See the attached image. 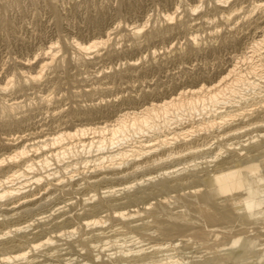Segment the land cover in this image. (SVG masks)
I'll return each instance as SVG.
<instances>
[{"label": "rangeland", "instance_id": "1", "mask_svg": "<svg viewBox=\"0 0 264 264\" xmlns=\"http://www.w3.org/2000/svg\"><path fill=\"white\" fill-rule=\"evenodd\" d=\"M263 38L264 0H0V191L5 184L19 189L0 199V263L26 250L30 260L8 264H193L209 257L216 261L237 245L255 253L254 260H264L262 237V243L244 244L245 249L236 237L221 240L215 231L200 239L194 230L164 235L154 227L163 217L158 206L185 212L181 194L204 192L210 181L204 179L222 169L236 184L264 179ZM241 74L248 79L237 84L242 95L232 102L200 106L192 117L180 111L184 120L166 127L161 121L144 135L133 133L122 146L107 142L100 148L99 141L111 134L99 130L112 128L126 113L183 94L191 99V90L218 85L223 77L236 82ZM225 113L232 117L222 118ZM77 130L86 134L68 136ZM163 141L177 145L162 149ZM180 142H198L204 150H186L156 165L144 162L178 149ZM144 143L159 151L137 160L131 156L128 164L110 161L121 147ZM247 154H257L258 163L245 164L257 170L235 177L246 166L231 161ZM164 179L173 182L168 190L156 187ZM127 186L132 188L125 191ZM258 188L264 194V187ZM132 194L142 198L130 203ZM101 201L106 204L92 212ZM117 210L126 219L115 218ZM151 210L155 215L148 214ZM94 216L103 217V224L83 226ZM49 237L50 245L30 250L32 242ZM137 246L163 249L144 262L136 263L130 254L121 259L123 251ZM229 259L223 264H239Z\"/></svg>", "mask_w": 264, "mask_h": 264}, {"label": "bare ground", "instance_id": "2", "mask_svg": "<svg viewBox=\"0 0 264 264\" xmlns=\"http://www.w3.org/2000/svg\"><path fill=\"white\" fill-rule=\"evenodd\" d=\"M221 1V0H220ZM264 41V38L262 39ZM259 42V41H258ZM73 44V42H71ZM77 44V42H75ZM103 43V41H102ZM96 44V43H95ZM94 44V45H95ZM99 43H97V46ZM257 44V42H256ZM264 44V43H262ZM79 47L82 49H85L86 51L88 49H90L91 47H85L82 46L81 44H79ZM90 45V44H89ZM260 45V44H259ZM95 47V46H93ZM92 47V48H93ZM254 48V47H253ZM79 49V48H77ZM251 50V49H250ZM84 51V50H83ZM82 51V52H83ZM52 53V52H51ZM87 53V52H85ZM255 53V52H254ZM243 55V54H242ZM252 56V55H251ZM247 57V56H246ZM253 57V56H252ZM250 58V57H247ZM53 59V58H50ZM252 59V58H251ZM254 60V59H253ZM256 60V59H255ZM52 60H50L51 62ZM47 62V61H46ZM49 62V64H50ZM48 63V62H47ZM48 65V64H47ZM43 66V65H42ZM46 66V63H45ZM261 66V65H260ZM255 67V66H254ZM257 67V66H256ZM245 68V67H244ZM252 69V68H251ZM231 72V71H230ZM234 72V71H233ZM240 72V71H239ZM242 73V72H240ZM256 73V72H255ZM245 74V73H244ZM244 74H241L237 77V81L236 82H232L229 83L226 82V77H223V80L218 84V85H214L213 87H202L200 89H193L191 90V95L192 98L191 99H187L185 97V95L183 94L180 98H172L170 100H166L163 101L160 104H152V106L145 108L143 111L141 112H128L126 113L122 118L120 117V119L117 121V123H115L114 125H112V128L108 129L106 127L101 128L99 131H101V133H104L105 131H110L111 137L107 138V137H103L99 142H100V148H103L105 143L107 142H111L113 145H117V146H122L123 144L127 143L128 140H130V138L134 137L133 133L135 134H143V133H147L148 131H150L151 129H156L159 127V122H163L164 126H168L173 120H179L182 119V117H184V115L188 116V117H192L193 115L200 113L202 109H200V106L203 105H207V104H211L213 105V107L217 106L218 104L224 102V103H230L232 102L231 98L238 94L242 95V88L239 89L238 85L241 84H246V80L247 79L245 77H243ZM25 75V74H24ZM31 75V74H30ZM235 75V74H234ZM263 75V74H262ZM28 76V75H27ZM26 77V76H25ZM30 77V76H29ZM38 77V76H37ZM35 75H31L32 79H36L37 78ZM235 78V77H234ZM30 79V78H29ZM31 79V80H32ZM12 80V79H11ZM263 80V79H262ZM251 81V80H250ZM222 83V85H221ZM227 83V84H226ZM238 84V85H237ZM249 87H255L257 84L255 82H248ZM240 86V85H239ZM244 87V86H242ZM257 87V86H256ZM246 90V89H245ZM248 90V89H247ZM261 92V91H260ZM203 93H205V95H202ZM256 93V92H255ZM182 94V93H181ZM230 95V96H228ZM261 95V94H260ZM244 96V95H243ZM189 97V96H188ZM229 97V98H227ZM245 97V96H244ZM264 97V96H263ZM185 98V99H184ZM251 99V98H250ZM224 100V101H223ZM239 100V99H237ZM241 100V99H240ZM255 100V99H254ZM235 101V100H234ZM243 101V100H242ZM246 102V101H245ZM259 102V101H258ZM247 103V102H246ZM237 104V103H236ZM254 104V103H253ZM8 105V104H7ZM225 105V104H224ZM226 106V105H225ZM11 108L14 107V105L10 106ZM9 107V108H10ZM204 107V106H203ZM8 108V107H7ZM17 108V107H16ZM205 108V107H204ZM225 108V107H224ZM213 110V108H211ZM219 109V108H218ZM242 109V107H241ZM1 110V109H0ZM174 111L177 113L175 114V116H173L171 114L170 111ZM180 111L182 112H187L186 114L184 113H180ZM220 111V110H217ZM1 113V112H0ZM163 113L164 114V118L162 119L161 116L159 117V114ZM132 115V116H131ZM171 115L174 117L172 118ZM222 118H229L228 116L232 117L231 113H225L221 115ZM161 118V120H158L159 118ZM200 117V116H199ZM127 118H129V121H127ZM234 118V117H233ZM188 119V118H187ZM192 119V118H190ZM184 120V119H182ZM186 120V119H185ZM223 120V119H222ZM180 121V120H179ZM198 121V120H197ZM225 121V120H224ZM161 122V123H162ZM183 122V121H182ZM263 122V121H262ZM204 123V121H203ZM206 123V122H205ZM227 123V122H226ZM259 123V122H258ZM264 123V122H263ZM178 124V123H176ZM196 124V123H195ZM212 124V122H211ZM214 124V122H213ZM212 124V125H213ZM216 124V123H215ZM206 125V124H205ZM210 125V123L208 124ZM211 125V126H212ZM203 126V124H202ZM172 127V126H170ZM193 127V126H192ZM218 127V126H217ZM198 128V127H197ZM244 128V127H243ZM94 130V129H93ZM96 130V129H95ZM169 130V129H168ZM183 130V129H182ZM239 130V129H238ZM242 130V128L240 129ZM86 130H77L75 133H68V136H72V137H76L78 136L80 133L82 135L86 134L85 132ZM97 131V130H96ZM158 131V130H157ZM161 131V130H159ZM185 131V130H183ZM187 131V130H186ZM204 131V130H203ZM177 132V131H176ZM195 132V130H194ZM152 133V132H151ZM182 133V132H180ZM238 133V132H237ZM144 135V134H143ZM150 135V134H149ZM180 135V134H179ZM187 135V134H186ZM185 135V136H186ZM59 136V135H58ZM64 136V135H63ZM175 137V136H174ZM182 137V135H181ZM179 137V138H181ZM55 138V137H54ZM177 138V137H176ZM178 138V139H179ZM184 138V137H183ZM190 138V137H189ZM61 137L54 139L55 141L60 140ZM64 139V138H63ZM161 139V138H160ZM257 139V138H256ZM92 140V139H91ZM166 140V139H165ZM254 140V139H253ZM52 141V140H51ZM50 141V142H51ZM91 142V141H90ZM134 142V141H133ZM54 143V141H53ZM84 144V142H82ZM182 143L181 146L177 149H170V150H165L164 152H162V154H158L154 157H152V159H149L147 161H144L145 163L149 162V161H153V163L151 165H156L158 164V162L162 163L165 162L169 159L174 158L175 156L179 155L180 153L184 152V151H189V152H199V151H203L204 147L203 145L200 146V143L198 142H180ZM145 145H140L137 146L134 149H126L124 147H121L122 149H119L118 151H115L113 153L110 154V161H117L120 160L121 163L119 165L122 164H128L130 162V157L133 156L134 160L140 159L141 157H146L149 154L152 153H156L157 151H159V148L162 147V149L164 147H173V145H177V142H166L163 141L160 144V147L153 149L154 147H148V145L146 143H144ZM205 145V144H204ZM86 146V145H85ZM91 146V145H90ZM84 147V145H83ZM203 147V148H202ZM208 147V146H207ZM85 148V147H84ZM105 148V147H104ZM150 148V149H149ZM206 148V147H205ZM211 148V147H209ZM73 149V147H72ZM212 149V148H211ZM237 149V148H236ZM231 150V149H229ZM19 151V150H18ZM186 151V152H187ZM207 151V150H205ZM233 151V150H232ZM25 151L21 150L20 153L23 154ZM51 152V151H50ZM63 152V151H62ZM65 152V151H64ZM228 152V151H227ZM260 152V151H259ZM27 153V152H26ZM54 153V152H53ZM230 153V151L228 152ZM233 153V152H232ZM264 153V149L261 150V154ZM20 154V155H21ZM25 154V153H24ZM23 154V155H24ZM52 154V153H51ZM212 154V153H211ZM19 155V154H18ZM56 155V154H55ZM63 155V154H62ZM61 155V157H62ZM181 155V154H180ZM220 155V154H219ZM257 156L256 155H246L242 158H234L236 160H233L231 162H235L234 164L236 165V162H241L243 166H246L248 163L250 164L252 161H255L254 163H256L257 159H259L257 157L256 160L255 159ZM259 156V155H258ZM18 157V156H17ZM21 157V156H20ZM52 157V156H51ZM215 157V156H214ZM217 157V156H216ZM45 158V157H44ZM106 158V157H105ZM104 158V159H105ZM166 158V159H165ZM220 159V158H219ZM264 159V158H263ZM34 160V159H33ZM204 160V159H203ZM4 161V160H3ZM105 161V160H104ZM119 161V162H120ZM43 162V160H42ZM48 161H46L47 163ZM156 162V163H155ZM210 162V161H208ZM36 165H37V161H35ZM223 163V162H222ZM240 163V164H241ZM253 163V162H252ZM251 163V164H252ZM258 163V162H257ZM263 163V162H261ZM27 164V163H26ZM39 164V163H38ZM45 164V162H44ZM239 164V165H240ZM246 164V165H245ZM248 164V165H249ZM34 165V164H33ZM35 165V166H36ZM199 165V163H198ZM227 165V164H226ZM225 165V166H226ZM238 165V164H237ZM256 165V164H255ZM261 165V164H260ZM28 166V165H27ZM31 166V165H29ZM35 166L33 168H35ZM44 166V165H41ZM47 166H50L49 164ZM137 166H141V163H139ZM221 166V164H220ZM224 166V168H225ZM228 166V165H227ZM233 165H230V169H232ZM254 166V165H253ZM262 166V165H261ZM264 166V165H263ZM262 166V167H263ZM166 167V166H165ZM240 167V166H238ZM260 167V166H259ZM258 167V168H259ZM103 168V167H102ZM138 168V167H136ZM228 168V167H226ZM225 168V169H226ZM253 168L255 169V167H248L246 166L245 168L243 167V169L241 171H239L240 173H235V177H240L238 175H242V177H244L243 175H246L248 173V171L253 170ZM257 168V167H256ZM28 169V168H27ZM141 169V168H140ZM220 169V168H219ZM31 170V169H30ZM227 170V169H226ZM236 170V169H235ZM257 170V169H255ZM255 170H253L252 172H254ZM260 170V169H259ZM258 170V171H259ZM141 171V170H140ZM231 171V170H230ZM232 172V171H231ZM250 172V173H252ZM171 173V172H170ZM169 173V174H170ZM219 173V174H218ZM226 173V172H225ZM248 173V174H250ZM13 174V173H12ZM165 174V173H164ZM209 174V173H208ZM234 174V173H232ZM238 174V175H237ZM255 174V173H254ZM257 174V173H256ZM260 174V173H259ZM263 174V173H262ZM14 175V174H13ZM106 175V174H105ZM9 176V175H8ZM15 176H17L15 174ZM14 176V177H15ZM198 176V175H197ZM231 174L230 175H226L224 174V170H220L217 172V175H210L208 177H206V179L204 180H210L208 182V186H207V190H205L204 192L200 193V191H190L189 194L187 195H182L180 199L182 201H184V203L187 204V210L184 212H180L179 213H173L172 211H170L166 206L162 205L158 206V210L157 212H161L163 214V217L158 219L156 218L155 220V224L154 227L156 229V231L158 233L161 234H167V233H172V234H178V233H186L187 231L189 232V230H194L197 235V237H199L200 239L206 237L208 235V233L215 231L219 237L222 239L228 238V237H236L235 240L239 241L241 244H244L246 246L248 245H256L258 239L260 237L264 238V226H260L262 223H264V194L261 193V189L262 187H260V191H259V186H263L264 187V179L262 178V182L256 183L253 182L251 179V183H244L241 184V179L239 180V184L237 183H233L231 182V180L229 178H231ZM260 176V175H259ZM12 177V176H11ZM233 176V178H235ZM232 178V181L234 180ZM245 178V177H244ZM244 178H242V180H244ZM203 179V178H201ZM254 179V178H253ZM238 182V178H236ZM247 180V179H246ZM154 181V180H153ZM182 181V180H181ZM259 181V180H257ZM7 181H5L6 183ZM140 182V181H139ZM149 182V181H148ZM246 182V181H244ZM1 183V182H0ZM4 183V181H3ZM2 183V185H3ZM173 182H170L167 179H164L158 183H156V187H159L161 190H168L170 189L172 186ZM263 183V184H261ZM261 184V185H260ZM6 186L4 187L3 185V189L0 191V199L2 200L3 198H9L11 196H14L15 194H17V192L19 191V189L17 188H13L10 186H7V184H5ZM132 187L127 186L124 190L126 191V189H130ZM160 190V191H161ZM111 191V190H110ZM119 192V191H117ZM111 193V192H110ZM133 195V194H132ZM95 196V195H94ZM142 196V195H141ZM139 195H133L128 197V200L130 203H135L138 200H140L142 197ZM96 197V196H95ZM93 198V197H92ZM88 200V199H87ZM30 201V200H29ZM24 202V201H23ZM99 202V201H98ZM118 202V201H117ZM103 204H106L104 202H100L99 204L97 203L96 205H94L92 207V212H96L98 210V208H101ZM133 205V204H132ZM150 205V204H148ZM116 206V205H115ZM4 207V206H3ZM111 208V207H110ZM147 208V207H146ZM118 209V208H117ZM147 210V209H146ZM155 210H151L148 212V214L151 215H155L156 211ZM115 218L117 219H124L126 217V213L124 211H115ZM114 212V213H115ZM133 212V211H132ZM141 212V211H140ZM146 212V211H145ZM19 213V212H18ZM147 213V212H146ZM158 214V213H157ZM114 215V214H113ZM134 215V214H133ZM9 216V215H8ZM132 217V216H131ZM136 217V216H135ZM156 217V216H155ZM160 217V216H159ZM147 218V217H146ZM126 219V218H125ZM104 222L103 217H97L94 216V218L92 220H85V222L83 223V226L85 227H90L93 225L95 226H100L102 225ZM150 223V222H149ZM129 224V223H128ZM151 224V223H150ZM153 225V224H152ZM129 226V225H128ZM27 227V226H26ZM73 230V229H72ZM75 232V231H74ZM73 232V233H74ZM100 233V232H99ZM213 233V232H212ZM215 233V234H216ZM67 234V233H66ZM104 234V233H103ZM211 234V233H210ZM209 234V235H210ZM10 235V234H9ZM23 235V234H22ZM27 235V234H26ZM54 237V236H53ZM58 237V236H56ZM131 237V236H130ZM23 238V237H22ZM42 238V237H41ZM61 238V237H60ZM192 238V237H191ZM261 238V239H262ZM21 239V238H20ZM28 239V238H27ZM56 239V238H55ZM193 239V238H192ZM209 238H207L208 240ZM259 239V240H261ZM33 240H35L33 238ZM53 238L49 237L46 238L44 240H40L38 242L34 241L32 242L31 246H30V250H39L41 247L43 246H47L50 245L53 242ZM107 240V239H106ZM206 240V241H207ZM211 240V239H210ZM264 240V239H263ZM22 241V240H21ZM32 241V240H31ZM194 241V240H193ZM10 242V241H9ZM27 242V241H26ZM133 242V241H131ZM220 242V241H219ZM231 242V241H230ZM238 242V243H239ZM243 242V243H242ZM259 243H262L261 241H258ZM11 244V243H10ZM28 244V243H27ZM207 244V242H206ZM212 244V243H210ZM215 245V243H213ZM264 244V243H262ZM17 245V244H13ZM22 245V244H21ZM158 245V244H157ZM209 245V243H208ZM213 245V246H214ZM220 245V244H219ZM202 246V245H201ZM211 245V247H213ZM242 246V247H243ZM246 246H244V248L246 249ZM20 247V246H19ZM89 247V246H88ZM100 247V246H99ZM122 247V246H121ZM154 247V246H152ZM152 247L151 250L150 248H144V247H134V248H129L126 249L125 251H123L124 256H122V260H125L124 257L130 255H134L135 256V261L136 263L138 262H144L148 259H152L154 258V255L157 253L158 250H160V246H158L157 249H153ZM157 247V246H156ZM162 247V246H161ZM206 247V246H205ZM208 247V246H207ZM206 247V249H207ZM235 247V246H234ZM240 247V246H239ZM241 247V248H242ZM126 248V247H125ZM236 248H238V245L236 246ZM233 249L231 251H228L227 253L225 252V254H219L222 255V257L220 259H217L215 261V258L212 260L210 259V257L208 259L205 260H200V261H195L193 264H223L225 260L229 259V258H234L231 259L238 262L239 264H264V260L262 259H257L254 260L255 257L253 255H255V253H250V252H243L239 249ZM251 248V247H250ZM6 249V248H5ZM19 249V248H18ZM163 249V248H162ZM161 249V250H162ZM211 249V248H210ZM244 249V250H245ZM264 249V247H263ZM90 250V249H89ZM119 250V249H118ZM124 250V249H123ZM160 250V251H161ZM219 250V248H218ZM249 250V249H248ZM254 250V249H253ZM262 250V249H261ZM19 251V250H18ZM43 251V250H42ZM48 251V250H47ZM165 251V250H164ZM210 251V250H209ZM28 251L25 250V252H20L15 254L14 256H8V258H4L2 259L4 264H8L9 262L12 261H18L21 259H29L28 253H26ZM257 252V251H255ZM86 253V252H85ZM100 253V252H99ZM98 253V254H99ZM127 253V254H126ZM212 253V252H211ZM217 253V252H216ZM222 253V252H221ZM261 257L259 258H263L262 254H264V250L260 252ZM7 254V253H5ZM90 255V253H88ZM117 254V253H116ZM159 254V253H157ZM218 254V255H219ZM257 254V253H256ZM216 255V254H215ZM2 256V255H1ZM93 256V255H92ZM156 256V255H155ZM194 256V255H193ZM103 257V256H102ZM131 257V256H130ZM168 257V256H167ZM254 257V259H253ZM91 258V255H90ZM93 258V257H92ZM91 258V259H92ZM115 258V257H113ZM117 258V257H116ZM169 258V257H168ZM218 258V257H216ZM103 259V258H101ZM160 259V258H159ZM30 260V259H29ZM111 260V259H110ZM119 260V259H118ZM128 260V259H127ZM230 260V259H229ZM157 261V260H156ZM96 262V261H95ZM112 262V261H111ZM28 263V262H27ZM31 263V262H30ZM116 263V262H115ZM114 263V264H115ZM181 263V262H180ZM179 263V264H180ZM1 264V263H0ZM102 264V263H101ZM103 264H108L107 262H104ZM109 264H111L109 262ZM117 264V263H116ZM135 264V263H134ZM145 264V263H143ZM148 264V263H147ZM153 264V263H152ZM177 264V263H176ZM183 264V263H182Z\"/></svg>", "mask_w": 264, "mask_h": 264}]
</instances>
